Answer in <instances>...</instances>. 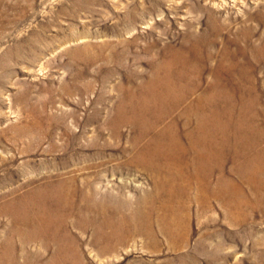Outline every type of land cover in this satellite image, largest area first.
Listing matches in <instances>:
<instances>
[{"label": "rangeland", "instance_id": "374dc122", "mask_svg": "<svg viewBox=\"0 0 264 264\" xmlns=\"http://www.w3.org/2000/svg\"><path fill=\"white\" fill-rule=\"evenodd\" d=\"M200 108L204 193L158 189ZM263 151L264 0H0V264H264Z\"/></svg>", "mask_w": 264, "mask_h": 264}, {"label": "bare ground", "instance_id": "6f19581e", "mask_svg": "<svg viewBox=\"0 0 264 264\" xmlns=\"http://www.w3.org/2000/svg\"><path fill=\"white\" fill-rule=\"evenodd\" d=\"M228 54V53H227ZM169 61V60H168ZM180 62V61H179ZM213 66V65H212ZM168 67H169V63L166 62L164 64L163 70L166 72H163V75L160 76V79L158 81V85H156L157 87H159L153 94V96L150 98V100H145L142 103V109L147 108L148 106L153 105L154 108L159 109V107L163 104L162 102L164 101V99L167 97V95L171 96L173 93L177 92V85L175 83L176 78H174L169 72H168ZM196 70V69H195ZM178 71V70H177ZM181 72V71H180ZM196 74V73H195ZM199 74V73H198ZM245 74V73H244ZM242 74V75H244ZM197 75V74H196ZM201 76V75H200ZM178 77V76H177ZM197 77V76H196ZM199 78V77H198ZM255 82V81H254ZM232 84V83H231ZM216 87V86H215ZM217 90V89H216ZM177 95V93H176ZM175 97V96H174ZM202 97V96H201ZM176 98V97H175ZM176 100V99H175ZM178 101L181 100V98L177 99ZM202 102V101H201ZM203 103V102H202ZM179 105V104H178ZM203 106V105H202ZM189 108V107H188ZM180 109V108H179ZM185 109V108H184ZM193 110V109H192ZM200 112L198 114V112L196 111L195 113H197V120H198V125L197 128L195 129V133L191 134L189 132L186 133L185 137H187L189 139V144L188 147L183 148L184 146L182 145V143L179 145L178 141L176 140V138L174 139V136L170 134V138L168 135V132L170 133L171 130H173V127L169 126L168 129L162 133V135L159 137V139H157V148H155V146H153L155 143H153L152 147H148L145 146L142 148V150L140 151V155H143V157L145 158V156H147V159H152L153 161L151 162L152 165L151 167H153V179L156 182V185L159 189V187L165 183L164 185H166L168 187V190H171L172 188H174L176 190L177 186H179L180 184H183V186H180V189L182 190L184 188V190H188L189 188L191 189L192 187H196V189H199V192L204 193V189L206 188V182L208 179V175L210 170L208 169L209 166V160L211 159V157H215L214 155H210L213 154V151L209 154L208 150H210L208 148L207 145H209V147H215V145L217 144L218 140L221 139V137H223L224 133H223V129L222 126H220L219 128H217L216 130H212L215 127L214 126H208L207 123V119H206V109H202L200 108ZM189 111V110H188ZM191 111V110H190ZM199 111V110H198ZM157 112V111H156ZM162 113V112H161ZM187 113V112H186ZM191 113V112H189ZM188 113V114H189ZM194 113V114H195ZM156 116V115H155ZM154 116V117H155ZM160 116V115H159ZM135 117V116H134ZM168 117V114H167ZM243 118V117H242ZM156 120V119H155ZM128 122V121H127ZM126 122V123H127ZM163 122V120H162ZM125 123V124H126ZM188 123V122H187ZM134 124V122H133ZM158 124V123H156ZM132 125V124H131ZM186 126V125H185ZM153 127V126H152ZM244 127V126H243ZM149 128V127H147ZM167 128V127H166ZM208 128L210 129V133L208 132ZM247 129V127H246ZM187 130H185L186 132ZM255 131V130H254ZM167 132V135H166ZM176 132V130H175ZM247 132V131H246ZM245 132V133H246ZM178 133V132H176ZM248 133V132H247ZM259 134V133H258ZM173 136V137H172ZM184 136V135H183ZM166 137L169 139L170 141V145H166V146H162L163 141H165ZM247 137V136H246ZM184 138V137H183ZM258 138V137H257ZM218 139V140H217ZM161 141V142H160ZM156 142V141H155ZM161 143L160 145L158 143ZM166 142V141H165ZM169 144V143H168ZM245 145V144H244ZM243 145V146H244ZM247 145V144H246ZM175 147V148H174ZM178 148V152L175 150ZM124 149V148H123ZM182 149V150H181ZM139 152V151H138ZM176 152V153H173ZM187 152L189 154H191V158H192V162L189 164L187 162V160H179V158H177L178 155L181 154H187ZM264 152V151H263ZM174 154V155H173ZM207 154H209L207 156ZM145 155V156H144ZM142 157V156H141ZM146 159V158H145ZM223 159V158H222ZM244 159V158H243ZM257 159V158H256ZM246 161V160H245ZM165 162V164H161L162 167L158 166V163H162ZM129 163V162H128ZM213 163V162H212ZM245 164V163H244ZM139 165V164H138ZM144 165V164H143ZM142 165V166H143ZM165 165H167V171H163V168H165ZM255 165V161L254 162H250L247 163V166L250 167H254ZM215 167V165H214ZM222 167V166H221ZM142 168V167H141ZM189 168V169H188ZM138 169V168H137ZM145 169V166H144ZM151 169V168H150ZM149 169V170H150ZM187 170V174L186 171ZM249 170V169H247ZM255 170V169H253ZM263 170V169H262ZM261 170V171H262ZM145 171V170H144ZM239 171H243V170H239ZM250 171V170H249ZM220 172V171H219ZM224 172V171H223ZM246 171H243L241 173H245ZM259 172V171H258ZM257 172V173H258ZM249 173V172H248ZM251 173V172H250ZM262 173V172H261ZM221 174V173H220ZM256 174V173H255ZM238 175V174H237ZM247 175V174H245ZM164 176V180L163 182H160V177ZM251 177V176H250ZM87 178V177H86ZM85 178V179H86ZM218 178V177H217ZM221 178V176H220ZM258 178V177H257ZM81 179H84L81 177ZM84 179V180H85ZM255 179V177H254ZM261 179V178H260ZM259 179V180H260ZM244 180V179H243ZM69 181V180H68ZM219 181L221 182L222 179ZM90 182V181H89ZM240 182V180H239ZM252 182V181H251ZM64 183V182H63ZM88 183V182H87ZM218 184V183H217ZM226 184V183H225ZM260 184V183H259ZM62 185V183H61ZM230 185V184H229ZM232 185V184H231ZM243 186V185H242ZM85 187V185H84ZM171 187V188H170ZM183 187V188H182ZM226 187V186H225ZM228 187V186H227ZM237 187V186H235ZM170 188V189H169ZM231 188V187H230ZM167 189V188H166ZM94 191V190H93ZM159 191V190H158ZM177 191V190H176ZM174 190L171 191V195L172 197H174V192H176ZM170 192V191H169ZM241 192V191H240ZM253 192V191H252ZM206 193V192H205ZM225 193V192H224ZM243 193V192H242ZM61 194V193H60ZM240 194V193H239ZM96 195V194H95ZM169 196V197H170ZM204 196V195H203ZM200 196V197H203ZM236 196V195H235ZM63 197V196H62ZM199 197V198H200ZM211 197V196H210ZM226 197V196H225ZM231 197V196H230ZM229 197V199H230ZM86 198V197H85ZM90 198V197H89ZM197 198V195L195 196V199H199ZM204 198V197H203ZM223 198V197H222ZM172 199V198H171ZM213 199V198H212ZM248 199V198H247ZM40 200V199H39ZM62 200V198H61ZM67 200V199H66ZM168 200V199H167ZM173 200V199H172ZM204 200V199H203ZM238 200V199H236ZM171 201V200H170ZM241 203V200H239ZM238 201V202H239ZM245 201V200H244ZM165 202V201H164ZM67 203V202H66ZM203 202H201V205ZM57 204V203H56ZM248 204V203H247ZM172 205V204H171ZM57 206V205H56ZM164 206V205H163ZM167 206V205H166ZM205 206V205H204ZM41 207V206H40ZM183 207V206H182ZM209 206L207 205V208ZM239 207V206H238ZM161 208V207H160ZM176 208V207H175ZM202 208V206H201ZM163 209V208H161ZM166 209V207H165ZM234 209V208H233ZM41 210V209H40ZM175 210V209H174ZM173 209L171 210V218L170 220L172 221H176L178 218L177 215L181 214H175V211ZM205 210V209H204ZM165 211V210H164ZM167 211V210H166ZM165 211V212H166ZM170 211V210H169ZM180 211V210H179ZM44 212H46L44 210ZM93 212V210H92ZM95 212V211H94ZM182 212V211H181ZM44 216V214H42ZM161 215V214H160ZM164 216V215H163ZM166 217V216H165ZM165 217L161 218L163 220H167L165 219ZM43 221V220H42ZM36 224V223H35ZM42 225V224H41ZM167 225V224H166ZM42 230V229H41ZM159 230V229H158Z\"/></svg>", "mask_w": 264, "mask_h": 264}]
</instances>
